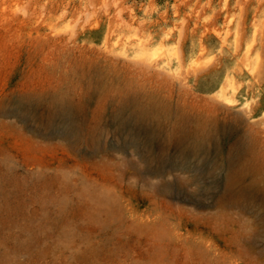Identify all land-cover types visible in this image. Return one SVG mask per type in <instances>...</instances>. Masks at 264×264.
<instances>
[{"label":"rangeland","instance_id":"374dc122","mask_svg":"<svg viewBox=\"0 0 264 264\" xmlns=\"http://www.w3.org/2000/svg\"><path fill=\"white\" fill-rule=\"evenodd\" d=\"M227 166L264 181V0H0V264H264Z\"/></svg>","mask_w":264,"mask_h":264},{"label":"bare ground","instance_id":"6f19581e","mask_svg":"<svg viewBox=\"0 0 264 264\" xmlns=\"http://www.w3.org/2000/svg\"><path fill=\"white\" fill-rule=\"evenodd\" d=\"M55 107L54 109H51V115L49 116L48 121L53 120L55 118L54 116H58V118H61L64 122V126L66 129L74 134V136L79 137L81 136V133L79 132V127L69 118L66 114H58L57 107L60 106V103L58 102V98H54L51 102V106ZM63 108V107H62ZM62 110V109H61ZM54 111V112H53ZM125 113L127 115H125ZM145 113V110L141 108L139 112H136L133 116H131L129 113L126 112L125 106L122 105L121 109H119L117 112L112 113V118L115 121V123H122L128 118H134L136 120H140L143 118V114ZM174 131L167 132L163 134V138L165 140H171L175 137V134L177 133L178 136L174 138L176 139L177 143L182 147L184 150L189 151H196L201 148H203L205 142L210 138L211 136V130L212 128L209 127V125L202 123V124H196L193 123L192 127L188 128V130L184 129V127L179 124H173ZM155 130V129H154ZM246 174L249 178L248 183V190L252 194H256L259 192L261 194V201L264 203V181L261 186H258V182L262 180V176L259 174V171L252 167V166H238L237 168L233 169L232 166H227L224 172V181H223V189L219 193V201L223 204L231 205V204H239L243 198V193L246 192L245 189L242 188H236L237 184H240L242 181V178ZM247 182V181H246ZM243 187V186H242ZM217 199V200H218ZM259 222H262L259 219ZM261 229V228H260ZM262 231V229L260 230ZM264 232V231H263ZM258 233V232H257Z\"/></svg>","mask_w":264,"mask_h":264}]
</instances>
